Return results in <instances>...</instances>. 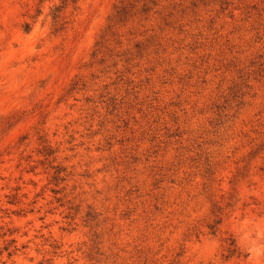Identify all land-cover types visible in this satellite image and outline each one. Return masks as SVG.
Returning <instances> with one entry per match:
<instances>
[{"label":"rangeland","instance_id":"374dc122","mask_svg":"<svg viewBox=\"0 0 264 264\" xmlns=\"http://www.w3.org/2000/svg\"><path fill=\"white\" fill-rule=\"evenodd\" d=\"M0 264H264V0H0Z\"/></svg>","mask_w":264,"mask_h":264},{"label":"trees","instance_id":"16d2710c","mask_svg":"<svg viewBox=\"0 0 264 264\" xmlns=\"http://www.w3.org/2000/svg\"><path fill=\"white\" fill-rule=\"evenodd\" d=\"M230 252L232 253V252H233V250H230Z\"/></svg>","mask_w":264,"mask_h":264}]
</instances>
